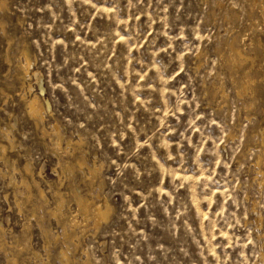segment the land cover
Returning <instances> with one entry per match:
<instances>
[{
    "label": "rangeland",
    "instance_id": "rangeland-1",
    "mask_svg": "<svg viewBox=\"0 0 264 264\" xmlns=\"http://www.w3.org/2000/svg\"><path fill=\"white\" fill-rule=\"evenodd\" d=\"M263 138L264 0H0V264H264Z\"/></svg>",
    "mask_w": 264,
    "mask_h": 264
},
{
    "label": "bare ground",
    "instance_id": "bare-ground-1",
    "mask_svg": "<svg viewBox=\"0 0 264 264\" xmlns=\"http://www.w3.org/2000/svg\"><path fill=\"white\" fill-rule=\"evenodd\" d=\"M256 4V3H255ZM261 7V6H260ZM259 7V8H260ZM262 11V10H261ZM236 40V39H235ZM233 44V43H232ZM241 48H239V50L233 46L232 47V53H231V56H230V60L235 62V63H239V62H243V61H246L245 59V56L244 54L241 52L240 50ZM24 58H25V61L21 62L22 65H21V70H22V73H23V78L21 76V78L19 77L20 80H25L31 76L32 74V64H31V61L30 59L28 58L27 54L25 53L24 54ZM229 62V61H228ZM20 63V64H21ZM230 63V62H229ZM231 64V63H230ZM234 64V63H233ZM235 66V64H234ZM241 66V65H240ZM237 67V65H236ZM245 71V70H244ZM21 73V72H20ZM35 73V72H34ZM235 73V72H234ZM22 75V74H21ZM37 76V75H36ZM29 79V78H28ZM233 79V78H232ZM250 75L249 73H247L244 78L242 79L241 81V90H239L240 92L239 93H246L247 91V87L248 86V82L250 80ZM21 87V86H20ZM23 87H24V90H26V82L23 83ZM240 89V86L238 87ZM237 89V88H236ZM237 92V91H236ZM30 94V93H29ZM241 95V94H240ZM22 97V100L25 101V105H26V109H27V114L29 115V117L34 121V123L36 124V126H38L41 130H42V134L43 135H46L48 134V128H46V125H44V121L47 117V109L45 108V106L42 104V102L40 101V98L39 96L37 95H33L34 97L32 98H27L26 94H22V95H19ZM243 96V95H242ZM55 125V124H54ZM37 128V127H36ZM54 131L58 134V142H56L57 144V147L60 148L59 150L62 149V144H61V135L60 132H59V128H58V125H55L54 127ZM51 129V128H50ZM2 133L7 137V140L10 141V143L13 141V139L11 138V131L9 130V128H4L1 130ZM54 132V133H55ZM55 135V134H54ZM79 143V142H77ZM73 144V140H69L68 141V145L71 146ZM263 144H264V138H263ZM13 145V144H11ZM2 149L3 151H6V147L5 146H2ZM84 160V159H83ZM260 160L263 161L262 157H260ZM259 160V161H260ZM261 161L258 163V164H261ZM85 161L84 163L81 161L80 162V166H84L85 165ZM95 163V162H94ZM264 163V162H263ZM78 164V163H77ZM88 165V164H87ZM95 167H96V164H95ZM80 168V167H79ZM87 168V167H86ZM16 169V168H15ZM66 169V168H65ZM98 169L100 168H95L93 167V169H89V175L88 176H92L94 177V175L98 172ZM87 171V170H86ZM25 174L22 175V179H21V183L22 185H24V187L26 186V188H28V190H31L33 188V185L36 187L38 193H39V196L41 197V199H44L46 200V192L45 190L40 186L39 182L36 180L35 178V175L33 173V170L31 168L30 165H26L25 168H24V171H23ZM99 174V172H98ZM28 177L31 178L32 181L28 180ZM96 177V176H95ZM29 178V179H30ZM90 179V177H89ZM92 180V179H91ZM36 191V190H35ZM29 192V191H27ZM31 192V191H30ZM29 192V194H30ZM32 196V195H31ZM38 196V194H37ZM76 198V197H75ZM39 199V198H38ZM60 199H63V198H60ZM92 201V200H91ZM91 201H89L88 199H83L81 196L80 197H77V203H78V206H79V210L85 214H88L89 212H91V208H92V216H93V219L95 221V226L97 230L100 229V227L108 221V219L110 218V214L112 212V209H111V206L107 203L105 206L101 205V204H98V203H95V204H92ZM43 203L45 201H42ZM63 200L60 201L59 203V207L61 208L63 206ZM94 202V201H93ZM41 205V204H40ZM58 207V209H60ZM62 210V209H61ZM47 211V210H46ZM59 211V210H58ZM80 212V213H81ZM52 213V211H51ZM55 213V212H54ZM53 213V214H54ZM60 213V212H59ZM57 214V213H56ZM55 214V215H56ZM84 214V215H85ZM54 216V215H53ZM61 216V215H60ZM58 217V216H57ZM91 218V216H88ZM259 217V216H258ZM74 218V217H73ZM260 218V217H259ZM86 220V219H85ZM261 220V219H260ZM64 222H66L64 220ZM67 223V222H66ZM71 224V221L69 222ZM76 227H77V224H78V221L76 219H74V223H73ZM72 224V226H73ZM80 224V223H79ZM78 224V225H79ZM69 225V224H68ZM67 225V226H68ZM64 226V225H63ZM66 227V226H65ZM65 227H63V229H65ZM82 229V228H81ZM4 233H5V229L3 228V226L0 224V248L2 249H6V243L4 242L3 243V240L2 238L4 237ZM68 232L66 230L65 232V235L68 236ZM64 235V234H63ZM64 235V236H65ZM76 235V234H75ZM78 235V234H77ZM74 236V235H73ZM65 238V237H64ZM72 239V237H71ZM56 240H58V238H56ZM76 240V239H75ZM72 241V240H71ZM71 241H69L68 244H71ZM74 242V241H72ZM74 244V243H73ZM76 244V243H75ZM72 245V244H71ZM60 257H61V262L62 264H72L71 263V260L68 256V253L66 250H62L60 252ZM10 263L12 264H17V259H12V260H9ZM83 264H92L90 262V258L88 257V259L86 261L83 262Z\"/></svg>",
    "mask_w": 264,
    "mask_h": 264
}]
</instances>
